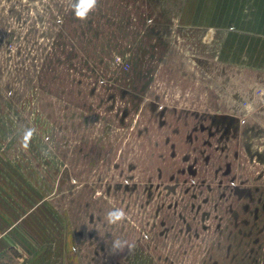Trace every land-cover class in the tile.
I'll use <instances>...</instances> for the list:
<instances>
[{
  "label": "rangeland",
  "instance_id": "obj_1",
  "mask_svg": "<svg viewBox=\"0 0 264 264\" xmlns=\"http://www.w3.org/2000/svg\"><path fill=\"white\" fill-rule=\"evenodd\" d=\"M73 3L0 0V264H264V0Z\"/></svg>",
  "mask_w": 264,
  "mask_h": 264
},
{
  "label": "clouds",
  "instance_id": "obj_2",
  "mask_svg": "<svg viewBox=\"0 0 264 264\" xmlns=\"http://www.w3.org/2000/svg\"><path fill=\"white\" fill-rule=\"evenodd\" d=\"M97 0H74L72 5L76 18L84 20L88 17L89 13L95 8ZM32 130L26 132L24 139L28 140L32 136ZM126 214L122 209H116L108 212L107 220L109 223L115 224L125 219ZM116 247H120V242L117 241Z\"/></svg>",
  "mask_w": 264,
  "mask_h": 264
},
{
  "label": "crops",
  "instance_id": "obj_3",
  "mask_svg": "<svg viewBox=\"0 0 264 264\" xmlns=\"http://www.w3.org/2000/svg\"><path fill=\"white\" fill-rule=\"evenodd\" d=\"M218 10H219V8H218ZM199 23H202V21L199 22ZM1 244H2V243H1V239H0V260H1V254H2V253H4L3 255L7 256L6 249H8V246L2 248V247H1Z\"/></svg>",
  "mask_w": 264,
  "mask_h": 264
}]
</instances>
